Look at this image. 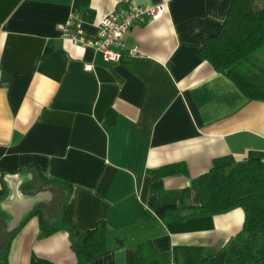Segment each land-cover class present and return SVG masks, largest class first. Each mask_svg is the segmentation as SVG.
Segmentation results:
<instances>
[{"label": "crops", "instance_id": "crops-1", "mask_svg": "<svg viewBox=\"0 0 264 264\" xmlns=\"http://www.w3.org/2000/svg\"><path fill=\"white\" fill-rule=\"evenodd\" d=\"M121 1L0 0V192L8 186L1 230L19 227L9 264L77 263L67 232L44 236L36 216L26 220L57 195L51 187L25 188L33 178L28 165L72 184L63 208L68 225L105 222L107 251L88 264H141L137 246L146 241L158 253L195 245L211 254L242 228L241 208L195 209L199 176L215 158L238 162L264 152V101L247 98L199 55L232 0H135L163 2L166 11L131 27L126 51L138 52L118 62L61 37L58 25L76 17L94 35ZM260 54L264 45L257 54L264 62ZM170 164L185 173L151 191L150 170Z\"/></svg>", "mask_w": 264, "mask_h": 264}, {"label": "trees", "instance_id": "trees-1", "mask_svg": "<svg viewBox=\"0 0 264 264\" xmlns=\"http://www.w3.org/2000/svg\"><path fill=\"white\" fill-rule=\"evenodd\" d=\"M264 0H232L228 13L219 30L203 39L199 55L216 72L227 76L249 99L264 101V62L257 54L264 45ZM84 18V17H83ZM47 48L45 54L49 51ZM114 120L110 109L105 122ZM264 152L249 151L238 162L229 157L213 160L210 169L198 179L200 203L195 209L202 214L226 212L241 208L244 220L241 230L218 251L206 254L201 246H174L166 253H158L149 241L137 246L141 264H264ZM32 180L25 185L30 190L43 187L54 188L57 195L46 204L37 205L27 215L36 216L40 232L50 236L67 232L70 247L76 256V264H88L95 256L107 251V227L99 221L92 229H76L63 217V208L68 200L72 184L68 181L45 176L36 165H28ZM151 191L161 188L162 178L185 173L182 164H170L150 170ZM8 186L2 183L0 198L6 197ZM3 214L0 211V264H9V248L12 233L1 230ZM117 240V246L122 245Z\"/></svg>", "mask_w": 264, "mask_h": 264}, {"label": "built area", "instance_id": "built-area-1", "mask_svg": "<svg viewBox=\"0 0 264 264\" xmlns=\"http://www.w3.org/2000/svg\"><path fill=\"white\" fill-rule=\"evenodd\" d=\"M120 4L100 21L94 35H86L82 27L83 18L76 17L75 21L68 19L58 25L61 37L82 48L99 52L105 61L118 62L124 57L135 56L138 52L136 47L126 51L125 35L136 24L160 18L166 11V5L163 2L139 4L135 0H122ZM84 69L90 70L91 66L85 65Z\"/></svg>", "mask_w": 264, "mask_h": 264}, {"label": "rangeland", "instance_id": "rangeland-1", "mask_svg": "<svg viewBox=\"0 0 264 264\" xmlns=\"http://www.w3.org/2000/svg\"><path fill=\"white\" fill-rule=\"evenodd\" d=\"M259 6H263L264 5V3H262V2H258L257 3ZM262 57H264V54H260V56H259V59H262ZM44 193V192H43ZM32 194H30V196H31ZM44 195H47L46 193L44 194ZM46 198V197H45ZM54 199V197L51 195L49 198H48V202H50L51 200H53ZM42 204H45V203H42Z\"/></svg>", "mask_w": 264, "mask_h": 264}, {"label": "water", "instance_id": "water-1", "mask_svg": "<svg viewBox=\"0 0 264 264\" xmlns=\"http://www.w3.org/2000/svg\"><path fill=\"white\" fill-rule=\"evenodd\" d=\"M262 161L264 162V159H262ZM186 212H193V211H191V210H187Z\"/></svg>", "mask_w": 264, "mask_h": 264}]
</instances>
